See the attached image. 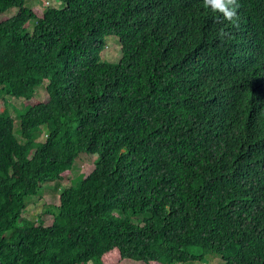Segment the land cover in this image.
Returning <instances> with one entry per match:
<instances>
[{
    "label": "trees",
    "instance_id": "obj_1",
    "mask_svg": "<svg viewBox=\"0 0 264 264\" xmlns=\"http://www.w3.org/2000/svg\"><path fill=\"white\" fill-rule=\"evenodd\" d=\"M29 1L0 0V264H264V0Z\"/></svg>",
    "mask_w": 264,
    "mask_h": 264
},
{
    "label": "rangeland",
    "instance_id": "obj_2",
    "mask_svg": "<svg viewBox=\"0 0 264 264\" xmlns=\"http://www.w3.org/2000/svg\"><path fill=\"white\" fill-rule=\"evenodd\" d=\"M28 6H39L40 8H44L46 6L51 7H60V3L55 0H38V1H29L26 3ZM16 8H13L7 12L6 16H11L16 12ZM102 57L104 60L110 63H116L119 61L121 57L120 45L118 43V39L114 36L107 37L106 39V47L102 52ZM47 97L44 86L39 87L36 90L35 98L38 101H43ZM8 101V111L10 115L14 118L15 123V135L20 142H22L19 134V122L17 121V112L21 111L24 104L22 100H16L14 98H7ZM16 110V111H15ZM44 138V135H41V139ZM98 160V156L94 155L93 158L87 156L86 154H80L78 159L75 161L73 169L66 173L65 181L56 184V183H47L44 185L43 190L40 192L38 197L31 198L27 207L24 210L22 217L31 221H36L38 216L43 212L44 207L48 205H57L58 203V195L60 191L67 185L75 183L80 177H85L88 175L94 168V163ZM45 225H50L52 223V216L45 215L42 217ZM220 256H217L213 261H210V257H206L203 261L189 262L186 264H219ZM119 264H144L142 262H137L134 260H123Z\"/></svg>",
    "mask_w": 264,
    "mask_h": 264
},
{
    "label": "clouds",
    "instance_id": "obj_3",
    "mask_svg": "<svg viewBox=\"0 0 264 264\" xmlns=\"http://www.w3.org/2000/svg\"><path fill=\"white\" fill-rule=\"evenodd\" d=\"M205 2L213 10L222 13L226 19L230 20L235 15V10L232 7L233 0H205Z\"/></svg>",
    "mask_w": 264,
    "mask_h": 264
}]
</instances>
